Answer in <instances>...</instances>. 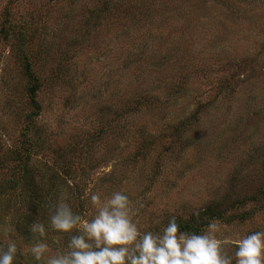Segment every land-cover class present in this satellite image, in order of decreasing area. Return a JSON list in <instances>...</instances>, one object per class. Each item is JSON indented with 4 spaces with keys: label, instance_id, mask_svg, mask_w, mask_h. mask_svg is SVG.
<instances>
[{
    "label": "rangeland",
    "instance_id": "obj_1",
    "mask_svg": "<svg viewBox=\"0 0 264 264\" xmlns=\"http://www.w3.org/2000/svg\"><path fill=\"white\" fill-rule=\"evenodd\" d=\"M29 146L45 195L27 223ZM116 191L141 232L218 212L201 234L217 223L233 264L264 231V0H0V245L44 264L33 245L83 234L31 230L61 194L90 221Z\"/></svg>",
    "mask_w": 264,
    "mask_h": 264
},
{
    "label": "clouds",
    "instance_id": "obj_2",
    "mask_svg": "<svg viewBox=\"0 0 264 264\" xmlns=\"http://www.w3.org/2000/svg\"><path fill=\"white\" fill-rule=\"evenodd\" d=\"M62 193L54 205L50 225L33 223L31 230L41 237L49 227L70 233L82 226L83 234L73 235L69 251L46 256L49 246L39 242L30 248L36 261L44 264H233L215 233L217 223L208 225L203 234L182 231L175 217L162 230L141 232L134 221L131 201L122 191L101 199L92 194L90 199L97 209L92 220L82 219L73 212ZM235 264H264V231L254 232L237 240ZM15 241L0 245V264H16L24 255Z\"/></svg>",
    "mask_w": 264,
    "mask_h": 264
},
{
    "label": "trees",
    "instance_id": "obj_3",
    "mask_svg": "<svg viewBox=\"0 0 264 264\" xmlns=\"http://www.w3.org/2000/svg\"><path fill=\"white\" fill-rule=\"evenodd\" d=\"M4 30L7 31V27L4 28ZM3 30V31H4ZM24 67L26 68L24 71L26 74H28L30 77L33 78V80L38 82V77L36 76V74L33 73L32 69V61L29 60V58H27L26 56H24ZM34 82V81H33ZM39 83H34L29 87V92L31 93H35L36 90L38 89L37 86ZM27 155L25 157V165L23 166V173L22 176L20 178H22L23 176L25 177V180L27 181V183L30 185L31 188H33L32 190V194L28 197V200H26L28 202V204H32L29 208H28V212L23 214L22 220L23 222L27 221V223L32 222L36 219H38L40 217V210H38V207L40 205V202L42 200V198L44 197V189L41 188L39 186L38 183L34 184V181H30L29 179L34 178L33 177V173L31 171V165H29V161H31V156H30V152L32 149L31 146L27 147ZM21 156V155H20ZM66 162V161H65ZM65 172L67 175L70 174V172L68 170L65 169ZM33 196V197H32ZM212 210H210L209 212H202L200 213V216L195 217V218H183V217H175L178 224L181 227L182 231H186V232H195L197 234H201L203 229L206 228V225L208 224V220L215 217L213 216L214 214L217 215L218 217V212L215 213H211ZM79 213H82V211L79 210ZM172 218V217H171ZM170 220L167 221L166 224L169 223ZM74 235H77L76 232H74ZM72 237V235H71ZM71 238L68 237V242H70Z\"/></svg>",
    "mask_w": 264,
    "mask_h": 264
}]
</instances>
